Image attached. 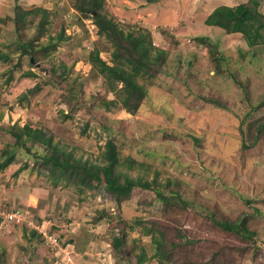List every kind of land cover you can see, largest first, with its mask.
<instances>
[{"label":"rangeland","instance_id":"374dc122","mask_svg":"<svg viewBox=\"0 0 264 264\" xmlns=\"http://www.w3.org/2000/svg\"><path fill=\"white\" fill-rule=\"evenodd\" d=\"M0 1V48L10 54L0 60V159L14 142L3 126L28 124L82 163L105 164L112 139L120 180L152 186L135 187L117 202L104 186L95 193L74 180L55 183L45 170L50 148L28 141L37 155L15 147L14 163L0 172V210L28 206L31 227L72 241L74 264H139L142 253V264H264V143L244 150L240 133L241 125L248 134L250 122L264 116L262 108L246 117L264 99V44L250 46L242 33L205 21L219 5L248 0H105V11L124 29L150 31L169 52L163 69L141 80L149 97L135 113L105 105L116 94L90 54L99 50L112 64L114 45L98 34L94 13L84 16L77 7L82 0ZM39 5L51 22L38 37L40 14H28L25 28L13 19ZM51 41L55 47H42ZM36 84L41 89L28 92ZM248 214L254 240L216 225ZM25 224L31 225H0V264H56V258L70 264L49 241L31 243ZM151 234L162 240L159 257ZM116 236L125 238L120 250Z\"/></svg>","mask_w":264,"mask_h":264},{"label":"trees","instance_id":"16d2710c","mask_svg":"<svg viewBox=\"0 0 264 264\" xmlns=\"http://www.w3.org/2000/svg\"><path fill=\"white\" fill-rule=\"evenodd\" d=\"M161 0H146L144 4H155ZM84 16L93 15L94 22L98 28V34L105 36L114 45L112 52V64L104 60L99 53V50L93 51L90 55V60L96 70L97 75L103 76L108 85V89L116 94L113 100H106L105 105H112L119 103L123 109L128 112L135 113L141 106L143 100L149 97V92L146 87L145 80L147 78L155 77L162 69L163 63L168 56V50L157 47L151 37L150 31H144L141 28L124 29L114 18L105 11V0H82V3L77 6ZM28 14H40L38 23L37 36H43L47 33V25L51 22L49 10L41 6H37L30 10L23 11V14L17 19V27L25 24V17ZM20 20V21H19ZM206 24L219 26L228 33L239 32L242 33L250 46L257 44H264V12L261 10V0H248L236 6L219 5L212 13L206 17ZM26 26V25H25ZM22 25V27L25 28ZM18 29V28H17ZM21 29H18L21 32ZM62 36V35H61ZM60 35L56 36L58 39L62 38ZM51 40L57 39L50 36ZM205 40V38H202ZM50 42L49 46L43 45L44 49L55 47L54 42ZM24 49L28 47L25 41L23 44ZM40 47V48H42ZM10 59V54L4 52L0 48V60L6 62ZM26 75L35 76L32 71L25 72ZM38 84L28 89V92L34 93L39 91ZM26 96H22L21 99ZM264 108V99L257 105L251 106L250 112L247 113L248 117L252 111H257ZM3 126L4 130L14 138L11 144L12 148H5L3 156L0 159V172L6 169L9 165L14 163L16 158L15 147L29 152L30 154L37 155L32 151L28 141H40L47 144L51 153L44 157L46 162L51 163V166L45 167L47 173H53L54 182L60 179H67L75 182L76 185H81L88 189H93L96 193L99 188H104L110 192L117 202L128 198L135 187H143L150 189L152 186L148 182H143L141 179H134L129 176L125 177L123 181L120 180V174L117 173V166L120 162L117 145L109 139L106 143V150L104 152L105 164L96 165L82 163L81 161L74 160L73 154H67L65 151L60 150L57 146L53 145L52 137L45 138L42 128H32L28 124L20 126L19 123L11 122ZM254 127H253V126ZM240 133L242 135V146L244 150L252 149L259 143H264V116L258 118L255 122H250V133L247 134L243 125L240 126ZM250 135V136H248ZM199 142V139H195ZM59 169L58 175L56 174ZM82 183V184H80ZM93 192V193H94ZM159 197L166 202L172 200V196H166L161 191H158ZM249 202H251L249 200ZM248 202V203H249ZM256 213H259L256 211ZM251 214L240 216L237 220L231 221H216V225L227 232H235L240 237L247 240H254L255 232L248 226ZM25 223V222H24ZM25 230L29 232L25 236L31 243L45 241V237L36 228L31 225L25 224ZM150 230H147L149 232ZM150 233V232H149ZM153 241L158 245V252L154 257H159L162 254V240L151 234ZM39 238V240H34ZM72 242V241H70ZM125 243L123 236H116L113 240V246L116 250H120L121 246ZM146 253L138 255L139 264L146 261ZM162 259V258H161Z\"/></svg>","mask_w":264,"mask_h":264},{"label":"built area","instance_id":"2783aa9c","mask_svg":"<svg viewBox=\"0 0 264 264\" xmlns=\"http://www.w3.org/2000/svg\"><path fill=\"white\" fill-rule=\"evenodd\" d=\"M30 216L31 218L33 217L31 213H29L28 208H26V212H24L23 209L19 207H14L11 210L1 209L0 210V218H1L0 225L2 226L3 224H7V223L17 224V223L27 222L31 224L32 226L33 221L32 219L29 218ZM35 227L40 233L43 234V236L45 235L46 240L49 241V243L51 244L53 248H55L56 250H59V253L63 251L64 253L63 256L65 257V259H67V261H69L68 263L74 264V259H73L74 252L71 249V246H72L71 243L66 244V242H64L61 236H59L58 234H50V236H47V234H44L45 232L43 229H41L40 227L38 228L37 226ZM68 254H70V257L66 258ZM56 264H59V258H56Z\"/></svg>","mask_w":264,"mask_h":264},{"label":"crops","instance_id":"0c3cea01","mask_svg":"<svg viewBox=\"0 0 264 264\" xmlns=\"http://www.w3.org/2000/svg\"><path fill=\"white\" fill-rule=\"evenodd\" d=\"M32 1H35V0H32ZM37 1V0H36ZM0 3H1V1H0ZM26 3H32L31 1H26ZM1 4H3V2L1 3ZM40 6V5H39ZM3 7V6H2ZM26 207H28V206H25V208ZM29 209V208H28Z\"/></svg>","mask_w":264,"mask_h":264},{"label":"clouds","instance_id":"9594fccd","mask_svg":"<svg viewBox=\"0 0 264 264\" xmlns=\"http://www.w3.org/2000/svg\"><path fill=\"white\" fill-rule=\"evenodd\" d=\"M26 208H28V207H26ZM46 239V238H45ZM70 243H72V242H70ZM55 249V248H54ZM75 252H76V250L74 251V254H75Z\"/></svg>","mask_w":264,"mask_h":264},{"label":"water","instance_id":"95a60500","mask_svg":"<svg viewBox=\"0 0 264 264\" xmlns=\"http://www.w3.org/2000/svg\"><path fill=\"white\" fill-rule=\"evenodd\" d=\"M95 13H96V12H95ZM95 13H94V14H95Z\"/></svg>","mask_w":264,"mask_h":264}]
</instances>
